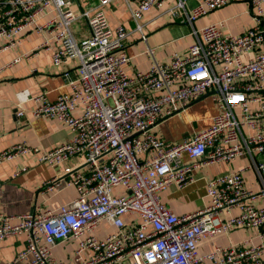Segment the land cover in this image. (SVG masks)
<instances>
[{
	"label": "built area",
	"instance_id": "obj_1",
	"mask_svg": "<svg viewBox=\"0 0 264 264\" xmlns=\"http://www.w3.org/2000/svg\"><path fill=\"white\" fill-rule=\"evenodd\" d=\"M75 1L0 0V48L36 31L45 34L40 47L51 52L54 65L77 60L74 71L64 72L70 90L55 100L18 93L17 116L33 100V116L57 119L72 136L51 149L14 144L0 151V163L30 152L50 165L77 158L65 183L78 195L57 207L0 212V241L26 237L7 264H264L262 243L199 251L205 237L264 224V188H248L243 168L210 178L207 200L196 210L178 214L161 195L171 185L184 188L197 168L245 155L264 175V162L255 160L264 153V0H250L254 23L240 34L227 33L223 20L194 24L230 0H200L194 7L176 0L164 10L192 24L195 40L186 54L175 51L167 61L147 44L150 66L133 74L128 38L138 32L147 43L144 15L170 0L129 3L133 30L110 22L104 7L113 0H97L79 14ZM79 17L89 35L77 38L72 26ZM207 93L217 107L209 126L176 142L154 131L161 119ZM52 182L49 188L59 184ZM63 241L76 242L71 260L54 254Z\"/></svg>",
	"mask_w": 264,
	"mask_h": 264
},
{
	"label": "crops",
	"instance_id": "obj_2",
	"mask_svg": "<svg viewBox=\"0 0 264 264\" xmlns=\"http://www.w3.org/2000/svg\"><path fill=\"white\" fill-rule=\"evenodd\" d=\"M175 1L170 0L163 8H152L144 15L147 43L140 39L138 32H132L129 36L125 50L131 56L127 67L130 74L136 70H146L150 66L151 59L143 53L147 44L155 47V55L159 61H167L175 51L186 54L188 46L195 40L192 24L182 21L181 17L171 16L164 10ZM199 1L186 0L188 7L196 6ZM96 3L97 0H76L75 9L81 12L87 5ZM129 3H134V0H113L104 10L113 25L123 23L129 30H133L135 23L130 17ZM251 12L250 0H230L226 6L200 17L194 24L203 26L211 21L223 20L227 33L240 34L254 23ZM72 27L77 38L89 35L87 21L82 17H79ZM44 39L43 33L27 31L19 44L0 48V151L18 143L51 149L72 136V131L57 119L33 116L30 111L35 105L33 100L24 104L25 115H16L18 93L21 91L28 90L31 96L43 93L48 99L55 100L70 90L64 72L70 69L74 71L77 60L71 59L60 66L54 65L51 52L40 47ZM4 44V39H0V46ZM18 56L21 60L12 63ZM216 112V104L211 94L207 93L194 99L184 109L161 119L153 129L167 140L182 141L197 130L209 126ZM255 160L264 162V153H257ZM76 161L77 158H71L58 165H50L40 160L38 153L30 152L1 162L0 212H30L38 205L57 207L76 198V188L65 183L67 171ZM240 168H243L248 188H264V175L259 176L250 157L245 155L230 163H212L195 169L193 180L189 184L184 188L171 185L162 192V199L178 214L196 210L207 200L206 185L210 178ZM57 176L60 178L55 183L59 184L49 188ZM243 242L250 245L264 244V224L259 228L235 227L229 232L205 237L199 242V251L205 254L212 251L216 245ZM25 246L26 237L23 235L1 240L0 264L13 260ZM75 249V241H63L58 243L53 251L58 259L71 260Z\"/></svg>",
	"mask_w": 264,
	"mask_h": 264
},
{
	"label": "rangeland",
	"instance_id": "obj_3",
	"mask_svg": "<svg viewBox=\"0 0 264 264\" xmlns=\"http://www.w3.org/2000/svg\"><path fill=\"white\" fill-rule=\"evenodd\" d=\"M75 3L73 4V8H74V10H75V12H76V14H79L80 13V11L78 10V9H75Z\"/></svg>",
	"mask_w": 264,
	"mask_h": 264
}]
</instances>
